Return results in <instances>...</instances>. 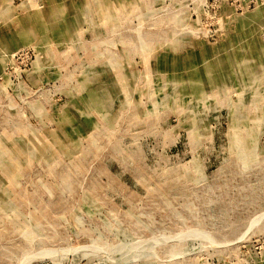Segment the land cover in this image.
Listing matches in <instances>:
<instances>
[{
    "label": "rangeland",
    "instance_id": "1",
    "mask_svg": "<svg viewBox=\"0 0 264 264\" xmlns=\"http://www.w3.org/2000/svg\"><path fill=\"white\" fill-rule=\"evenodd\" d=\"M0 264H264V0H0Z\"/></svg>",
    "mask_w": 264,
    "mask_h": 264
}]
</instances>
